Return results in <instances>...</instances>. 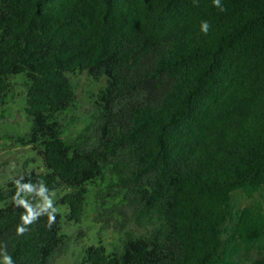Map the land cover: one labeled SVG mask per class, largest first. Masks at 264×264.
<instances>
[{"label": "trees", "instance_id": "trees-1", "mask_svg": "<svg viewBox=\"0 0 264 264\" xmlns=\"http://www.w3.org/2000/svg\"><path fill=\"white\" fill-rule=\"evenodd\" d=\"M221 4L0 0V99L22 86L19 141L42 159L0 187V264L83 243L94 185L120 244L100 233L75 264H264V0ZM83 72L103 83L70 136Z\"/></svg>", "mask_w": 264, "mask_h": 264}, {"label": "rangeland", "instance_id": "rangeland-1", "mask_svg": "<svg viewBox=\"0 0 264 264\" xmlns=\"http://www.w3.org/2000/svg\"><path fill=\"white\" fill-rule=\"evenodd\" d=\"M76 87V100L71 109L66 113V118L72 123L68 127V135H77L79 131L92 119L95 109L91 97L94 91L103 81L96 82L85 73L72 75ZM22 86L16 85L15 89L8 93L1 102L0 99V187L14 174L24 167H33L41 163V157L29 146L21 144L20 135L25 134L31 125L24 108V96ZM100 185L91 187L84 217L83 225L88 227V236L82 243H72L69 252L58 262V264H75L79 258L82 246L95 243L101 233L109 248H115L120 244V236L113 227L98 222L95 211L98 206L97 194ZM1 204V203H0ZM74 228V227H73ZM99 228L103 229L99 231ZM72 228L69 230L71 233Z\"/></svg>", "mask_w": 264, "mask_h": 264}, {"label": "clouds", "instance_id": "clouds-1", "mask_svg": "<svg viewBox=\"0 0 264 264\" xmlns=\"http://www.w3.org/2000/svg\"><path fill=\"white\" fill-rule=\"evenodd\" d=\"M213 4L215 7L219 8L221 11L225 10L224 6L221 4V0H213ZM209 27L210 26L207 21L201 22V32L204 33L205 35L209 31ZM49 206H50V203H49ZM24 207L27 209V215L21 216L22 224L18 225L16 229V232L18 235H23L25 232H27L28 229L25 226L30 225L34 221L37 220V215L32 212L31 208H29L27 204H25ZM53 211H56V209H54ZM48 220H49V223L53 222L55 220V216L49 215ZM3 264H13L12 257L8 255L6 252L3 253Z\"/></svg>", "mask_w": 264, "mask_h": 264}]
</instances>
